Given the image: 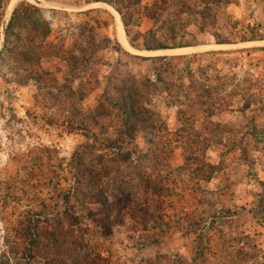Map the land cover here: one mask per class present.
I'll list each match as a JSON object with an SVG mask.
<instances>
[{
	"label": "rangeland",
	"instance_id": "1",
	"mask_svg": "<svg viewBox=\"0 0 264 264\" xmlns=\"http://www.w3.org/2000/svg\"><path fill=\"white\" fill-rule=\"evenodd\" d=\"M119 2L0 0V264H264V0Z\"/></svg>",
	"mask_w": 264,
	"mask_h": 264
},
{
	"label": "trees",
	"instance_id": "2",
	"mask_svg": "<svg viewBox=\"0 0 264 264\" xmlns=\"http://www.w3.org/2000/svg\"><path fill=\"white\" fill-rule=\"evenodd\" d=\"M90 1H99V0H90ZM108 2L111 4V5H113L117 10H118V12L119 13H121V9H120V2H119V0H108ZM2 4V3H1ZM31 12H37V13H40V9L37 7V6H35V5H33V4H30V3H28V2H26V1H22V2H20L15 8H14V10H13V12H12V14H11V18H10V21H9V23H8V25H7V28H6V34H7V36L5 37V44H4V46H3V49H5L6 51H11L12 52V50H13V48L14 49H17L18 48V46H19V43L18 44H16L15 45V47L14 46H10V45H8V43H10L11 42V40L9 41L8 40V36H9V34L11 33V30H12V26H13V21L14 20H16V19H19L20 17H22V18H28V16L27 15H29L30 16V13ZM41 15V14H40ZM42 16V15H41ZM124 18V17H123ZM124 30H125V33L126 34H128V30L126 29V27L124 28ZM47 34V33H46ZM16 40H18V38L16 39ZM184 47H188V46H182L181 48H184ZM144 48L146 49V50H155V49H160V48H164V47H161V46H144ZM179 48V47H178ZM10 49V50H9ZM125 120H127V116L125 115ZM127 155H124L123 156V158L124 159H126L129 155H130V152H127L126 153Z\"/></svg>",
	"mask_w": 264,
	"mask_h": 264
},
{
	"label": "crops",
	"instance_id": "3",
	"mask_svg": "<svg viewBox=\"0 0 264 264\" xmlns=\"http://www.w3.org/2000/svg\"><path fill=\"white\" fill-rule=\"evenodd\" d=\"M191 49H193V48L180 49V50H181V51H187V50H191ZM176 51H178V50H176Z\"/></svg>",
	"mask_w": 264,
	"mask_h": 264
},
{
	"label": "bare ground",
	"instance_id": "4",
	"mask_svg": "<svg viewBox=\"0 0 264 264\" xmlns=\"http://www.w3.org/2000/svg\"><path fill=\"white\" fill-rule=\"evenodd\" d=\"M187 47H185V48H181V49H186Z\"/></svg>",
	"mask_w": 264,
	"mask_h": 264
}]
</instances>
